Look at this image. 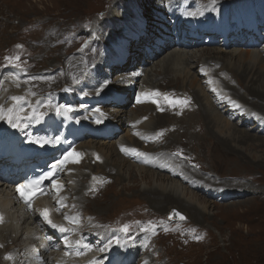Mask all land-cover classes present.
<instances>
[{"label":"rangeland","instance_id":"obj_1","mask_svg":"<svg viewBox=\"0 0 264 264\" xmlns=\"http://www.w3.org/2000/svg\"><path fill=\"white\" fill-rule=\"evenodd\" d=\"M165 1L166 0H148L147 3L145 1L139 4L138 7L150 18L149 15L153 7L157 9L158 5L160 6ZM192 1L200 7L206 6V9H210L211 6H216L213 13H218L228 8L235 0ZM244 1L236 3L235 6L238 7L242 5ZM247 1L250 2V0ZM136 6L137 3L135 4L134 0H0V63L6 61V57H19L22 59L23 64L27 66L25 70H27L28 73H36L37 76H39L25 83L26 86L29 84V86L35 90L34 93L41 94L46 91H55L57 93L69 95L75 90V84L81 73L83 74L87 68L91 67L98 60L103 61L104 58L109 60L111 55L105 50L107 45L106 41L109 39V36L112 35L123 40L120 35L121 28L123 27L119 28L118 26L113 27L111 25L115 24L117 21L122 23V15L124 13L126 14V12L130 14L128 9L135 8ZM163 6L164 4L161 7L163 8ZM244 6L245 5H242V7ZM121 8L122 11H120ZM237 9L239 10L240 8ZM135 14L140 17L142 13L136 11ZM106 25L110 26L109 32L111 33H108V30L104 31ZM95 29L98 31L97 33H95ZM117 32L119 34H115ZM90 40H92V42L87 45V42ZM17 45H21V47H17ZM120 46L121 44L116 47ZM116 47L114 48L115 51L120 49ZM221 48L217 46L208 47L200 45L194 50H218L224 52L236 50L241 53L250 51L253 54L262 56V53L258 50H246L244 48L224 50ZM141 49L140 44L131 45V50L138 56L140 54L138 51ZM172 50L182 51L181 48ZM172 50H163L158 58L155 56L156 59L153 60L154 63L150 62L148 64L145 71V83L154 82V87L175 91L177 94L183 95L180 91V89H182L180 85L174 84L173 88L166 86L165 82L157 81L161 79V77L157 78L160 68L154 66V64L155 62H161L163 59L165 61ZM194 50L193 54L197 56L198 52ZM14 51H16V53H14ZM221 56L222 63L220 66L216 65L217 68L221 67L226 60L230 59L228 55L221 54ZM145 60H147V58H145ZM247 62L249 61L247 60ZM250 63H252V61H250ZM191 64H194V62ZM263 64L260 65L259 68L261 73H264ZM137 66H140V64ZM172 67L176 71L173 76H179L183 66L177 63ZM150 69L152 72L149 73L148 78L147 72L150 71ZM87 79L90 81V85H92L94 80L91 78ZM169 79L172 80V77H169ZM248 80L244 83L237 80L233 81L234 83L227 82V77L225 76L223 81L228 84L225 86L222 85V87L227 91L225 94L230 97L231 101L234 100V102H239L240 105H243V108L255 112L258 116H263L264 118V98L254 97L253 95L247 96L245 93L246 89L251 85ZM256 85L258 86L255 82L253 86ZM78 86H80V84L76 85L77 88ZM188 87L185 85L186 91L190 94L185 102L186 108L183 109L186 110L181 114L182 116H179L178 113L175 117L170 116L177 118L181 122L186 120L183 116L187 113L186 111H193L198 104L195 105L196 99L191 95L194 91V94H197V87L191 90H189ZM198 100H202L200 96L199 98L197 97V101ZM147 107H149L152 112L151 106H146L145 109ZM141 109L140 107L135 110L126 109L127 112L123 118L130 119L134 111L140 113L142 112ZM58 111L60 113L55 112L53 115L54 117L64 112L62 109ZM222 116L224 117V115ZM224 119H226V117H224ZM148 120H150V116H148ZM226 121L230 120L227 118ZM251 121L252 120H249L248 122L251 123ZM205 122V120H197L195 121V125L190 126L187 131L198 128L199 132L202 133L204 130V126L202 125ZM230 123L234 124L235 122L231 121ZM167 124L166 122L165 125ZM117 127L122 132L119 140L126 141L132 138L130 130L126 127H120L119 125H117ZM168 127L169 125L163 129L167 131ZM124 128L127 129V131L123 130ZM239 128L241 131L248 134L254 133L244 126ZM199 132L194 133V135L197 136L200 134ZM223 135L224 134L221 136ZM257 136L259 135L257 134ZM260 136L264 137L262 134H260ZM179 138L178 141H173L169 138L168 141L165 140L166 147L161 144L159 145L160 147L153 149V151H162L166 152L167 155H176V162L177 160L179 162L177 167H182L183 170L185 168L188 175H192L191 179L193 180L195 178L197 180L204 179L202 180L203 182H205V180L209 181L210 184L206 185L213 184V186L211 185L213 189L228 190V188L230 189L236 186L235 182L242 185L245 189L241 190L242 192L238 195L232 194L237 198L229 202H217L198 193L201 199L200 201H205L204 205L206 207V210H204V213L201 215H196L190 210L189 213L181 209V207L180 209L182 211L180 212L176 209L171 210V212H178L189 222V225L193 227L189 232V236L194 234L200 236L196 243L187 244L184 242L185 240L176 242L174 238L163 236L158 228L165 223L160 221L157 217L165 219L167 216L165 213L166 209L174 205L171 204V202H167L161 207L156 205V200L141 194L142 188L149 186V181L143 179L139 175L136 176L134 173L132 178L129 177L128 179L119 181L113 180V183L102 189L98 196L87 197L84 191L81 194V202L79 201L76 203L77 209H79L82 214L84 213V217L86 216L85 219H90L95 227H104L108 230L114 225L121 233L127 234L131 243L134 239L139 240L141 237H145L147 245L143 254L152 255L151 257L147 256L148 260L151 258L150 264H264V147L251 146L250 143L240 144L231 142L229 146L230 150H232L231 154L225 155L224 158L226 160L221 161L218 157L214 158V153L208 150L207 145L201 146L197 138L195 146L188 143V145H184L186 147L181 145L184 143H182V141L186 138L181 134ZM208 138L209 137L206 139L207 141H213L211 138ZM116 141H88L80 144V148H88V150L93 149L96 150L97 153H104L112 150V145H114ZM234 145L236 147H234ZM181 150H183L182 156L179 155ZM211 158L214 160H211ZM82 167V170L80 169L81 167H75V170L83 173L85 165H82ZM69 173L70 172H62L57 179L60 186L58 192L62 193V191L68 189L67 186H65L67 180H70L72 188L76 189V180L71 178ZM122 173L127 176L125 174V168H123ZM247 173H250L255 180L249 181L251 175ZM110 174L114 176L115 172L112 171ZM256 182L258 184H256ZM243 184H245V186ZM251 188L259 190V193L257 190L255 192L249 191ZM244 191L246 192L243 193ZM253 193L257 194L254 195ZM3 195L4 196L0 194L1 199L4 198L10 201V196L7 195V191L5 193L3 192ZM73 198L77 202V197L74 196ZM66 207L68 209L72 208L68 204H66ZM63 209L64 206H61L59 210L52 212V214H56ZM49 213L52 216L51 211H49ZM14 218L16 219L17 217ZM152 218H155V221H153ZM59 219H61L60 222L68 224L63 218ZM18 225L17 221V229ZM27 225L28 223L26 226ZM125 225L129 228L127 232L124 231ZM13 226L15 227L14 224ZM171 227L176 235L181 233L177 238L183 237L187 233L184 225L180 228L174 225H171ZM28 228L32 229L30 227ZM33 229H35V227H33ZM4 233L5 232H3V235H5ZM15 235L14 232L11 234V238H9L7 242L5 241L9 246H11V242ZM28 237L29 236H27V241L24 242L23 247L32 242ZM0 239V243H2V238ZM20 242H23V240H20ZM106 243L107 241L105 244ZM10 252L15 259V252ZM1 254H3V252H0V257ZM26 257L28 256H23V262L21 261V263L24 264L26 262ZM7 262V260L0 258L1 264H6Z\"/></svg>","mask_w":264,"mask_h":264},{"label":"bare ground","instance_id":"obj_2","mask_svg":"<svg viewBox=\"0 0 264 264\" xmlns=\"http://www.w3.org/2000/svg\"><path fill=\"white\" fill-rule=\"evenodd\" d=\"M194 51L198 52L197 56L195 54H193V51L191 53H189V52H184L183 49H182V51L172 50L171 54L168 57H166L165 61L163 59L161 62H155V64H154V66H157L160 68L159 73L157 74V78L161 77L160 80H157L156 78L155 79L159 82H165L166 86L174 88V86H173L174 84L180 85L182 87V89H180V91H182L184 93L186 91L185 85H187V87L189 86L188 87L189 90L197 87V89H198L197 94H194L195 93V91H194L191 95L194 97V99H196L195 105L197 103L198 104H197L196 109H193V111H186L187 113L183 115L186 120L184 121L182 119L184 122H181L177 118L167 117L166 115H153L149 107H147L145 109L146 106L140 107V108H142L141 109L142 112H140V113H136L134 111L132 113L133 115L131 114L132 118H130V119H136V118H140L142 116H147V117L150 116V120H147L144 124L141 125L140 128L142 129V131L143 130H150V129L159 130V129H163L164 127H167L169 125L167 131L164 129L167 132V137L165 139L166 141H168L169 138L173 141H175V140L178 141L180 139L179 135L181 134L183 137L186 138L182 141V143L183 142L184 143L181 145L184 146V145H186V144L188 145V143H190L192 146H195L196 141L198 139L199 144L201 146L207 145L208 150H210L214 153V155H213L214 158L218 157L221 161L226 160L224 158L225 155L231 154L232 150H230V148H229V146L231 145V142L240 143V144H242V143H245V144L248 143L249 144L250 143L251 146L254 145V146H260L263 148L264 147V137H261L260 136L261 133H259V132L264 131V118H259V119L256 118L254 121L256 123V125L252 126L249 129L251 132H254V133L256 132L255 134L254 133L248 134L244 131H241L239 127H241L243 125L240 126V124H241L240 121L242 122L244 118H245L244 121H249V120L253 121V119H252V117H253L252 113L253 112L249 111L248 109L243 108L244 110L241 109L240 110L241 112L239 111L240 113H237V115H236L234 113L236 111H235L234 107L232 106V101L227 99V102H225L224 106L229 107L230 108L229 111H231L233 109L234 112L230 113V114L231 115L234 114V117H236L235 119H238L239 121L234 120V122H235L234 124L230 123L231 121H226V119H224L222 114H220L216 110V108L214 107L213 101H210V99L208 98V95L206 94V90L204 88H202L201 80H199L198 76H197V68L200 69V67H205L208 70L211 78L212 79L215 78L217 80L219 79L222 82V85H224V86L226 84H228V83L223 81V78H225V76L227 77V82H233V81L237 80V81H240L241 83L242 82L244 83L245 81L248 80L249 77H251L248 80L249 83H251V85L248 89H246V91H245L246 95L247 96L253 95L254 97L264 98V73H261V71L259 70L260 65H262L264 63V55L261 56L259 54H253L250 51H245V52L241 53V52H237L236 50H232L231 52H224V51H218V50H207V51L204 50L203 51L202 49L201 50L197 49ZM221 54L228 55L230 57V59L226 60L223 63V65L221 67H219L220 68L219 69L216 67V65L220 66L222 63ZM159 55H161V54H155L156 58H158ZM247 60L249 62H247ZM250 61H252V63H250ZM147 62L149 64L151 62V60L149 59ZM192 62H194V64H191ZM152 63H154V61H152ZM177 63H180L183 66V68H182V70H180L179 76L174 77L173 74L176 71L174 70V68L172 66L176 65ZM199 63H201V64L199 65ZM198 65H199V67H198ZM263 66H264V64H263ZM207 70L204 73H206ZM151 72H152L151 69H150V71L147 72L148 78H149V73H151ZM169 77H172V80L169 79ZM2 82H3L4 86L0 89V105L5 106L6 108H8L9 105L12 106L16 111V112L14 111L13 117L18 118L16 127H13L12 124L8 122L7 124H5L6 128H8L10 131L14 130L13 132H19L21 130L26 129V127L28 125H31L32 129L34 130V133L38 136V134H39L38 128H39L40 120L37 117H35L34 121L32 123L31 122L32 116L29 113H27V111H26L27 104L23 105V102H26V103L29 102V104L32 105L31 99L34 97L38 98L35 96V94H32L35 90L32 89L31 86H29V84H28L25 87H26V89H28L30 91L29 93H25L22 90H18V88H20L21 85H18L14 91V88L11 86L14 83H9L5 79H3ZM255 82H256V84H258V86L257 85L253 86ZM151 83H149L150 86L154 87L155 86L154 82H151ZM246 84H247V82H246ZM204 85L207 86V84L205 82H204ZM166 86H164V87H166ZM78 89L81 90V86H78ZM211 89H213L212 85H211ZM8 95L22 97L23 101L19 105H17L16 102L13 100L6 102L5 98ZM186 95L189 96L190 94L187 93ZM199 96L202 99V100H200L201 102L199 100L197 101V97L199 98ZM36 106H39V104L37 103ZM45 108H46V106H44L43 109H45ZM238 108H240V107H238ZM21 109H23V110H21ZM57 112H59V111H56V113ZM126 112H127L126 108H123V107L114 108L113 110L110 111V118L112 119L113 122H115L116 126L119 125L120 127H126V125L124 124L125 119L123 118L125 116ZM54 113L55 112H53L51 114V116H53ZM240 115H242L241 116L242 119H240V117H239ZM179 116H182V115H179ZM197 120L198 121H202V120L206 121L205 122L206 124L203 123V125H202V126H204L203 132L200 133L198 128L187 131V129L190 126L195 125V121H197ZM166 122L168 123L167 125H165ZM3 131H5V130L3 129ZM197 132H199L200 134H198L197 136L194 135V133H197ZM222 134H224V135L221 136ZM257 134L259 136H257ZM207 137L211 138L213 141H210V142L207 141L206 140ZM0 138H2V139L6 138L4 136V133H2L0 135ZM117 143L118 144L119 143L124 144V145L128 144L126 146H132V147H136V145L139 144L133 138L126 140L125 143L118 139L116 141V143L114 145H112L113 146L112 150L106 151L104 153H97L96 150H93V152H95L97 155H99L102 158L101 164L94 165L92 167H91V164L85 165L84 173H82V172L80 173V172L76 171L75 168H73L72 170L69 171L70 177L74 178V180H76V183H77L76 189H78V190L72 191V192H74V196L77 197L76 203H78L79 201L81 202V199H82L81 194L83 193V190L88 189V186L85 185V181L88 177L94 175V171H96V174L106 175V178L112 179V181L113 180L119 181L122 179L125 180V179H128L129 177L132 178L133 173H134L136 176L139 175L143 179L149 181V186L142 188V190L140 192L141 194H143L144 196H149L151 199L156 200L157 201L156 205H158V206L162 207L167 202H171V204L176 206V207L172 206L170 208H167L165 211L166 214L171 212V210H173V209H176L179 212L182 211L181 209L188 211V212L190 210V211H193L194 214H196V215H201L202 213H204V210H206V207L204 205L205 201H200L201 199L198 196L199 195L198 193L201 192V188L204 185H206V184L203 185L200 183L204 179H201V180L199 179V181H200L199 183H197L196 181H190L191 180L190 178H192V175H188L187 171L183 170V178L178 180L179 181L178 182L175 179L169 178L168 175L160 173L156 170H151V169L143 168V167H140L138 165L132 164L129 161L123 159L117 153V146H118ZM164 146L166 147V145H164ZM184 147H186V146H184ZM234 147H236V146L234 145ZM76 149H77V147H76ZM82 149H84V148H82ZM212 152H209V153H212ZM71 153L72 152L68 151L65 155H63L64 156L63 161H65L66 156L71 157V155H70ZM162 154L167 155L165 152H162ZM179 154H183V150H181V152ZM42 156H44V155H42ZM212 159L213 158H211V160ZM16 162H18V159H16ZM69 162H70V158L66 162L63 163V167L65 169V170L63 169L64 171L69 169V168H67V165H68L67 163H69ZM26 164L28 166H31L30 162H27ZM123 168H125V174L127 176H125L124 173H122ZM57 169H60V167H58ZM181 169H182V167H181ZM64 171H63V173H64ZM112 171L115 172L114 176L112 175L113 177L110 174ZM77 177L79 179V183L77 181ZM186 177L188 179H185ZM248 178H250V177H248ZM241 179H243V178H241ZM254 180L255 179H253L252 175H251V179L249 181H254ZM205 182L207 184H210L209 181L205 180ZM112 183H110V184H112ZM256 184H258V183L256 182ZM52 185H53V188L55 191V195H60L61 193L58 192L60 186L57 182V179L52 182ZM211 185L213 186V184H211ZM211 185H207V186L212 188ZM235 185L236 186H234V188H230V189L228 188L229 191L227 190V192L238 195V194H240V192H242L241 190H245L242 187V185H240L239 183L235 182ZM243 185L245 186V184H243ZM2 186L3 185L0 184V188ZM104 187L105 186L101 183V180H98L96 182L94 188H92L90 191H88L87 197L98 196L99 192L102 191V189ZM1 189H3V188H1ZM1 189H0V194H2V196H4L3 192L5 193L7 190L6 189L1 190ZM262 189H260V190H262ZM256 190L257 189L251 188L249 191L255 192ZM245 192L246 191H244L243 193H245ZM257 192L259 193V190H257ZM200 194H202V193H200ZM256 194H254V195H256ZM7 195L10 196L9 191H7ZM202 195L204 197H206V195H204V194H202ZM202 195H200V196H202ZM64 197H65V195H64ZM202 199H204V198H202ZM64 201L66 202L65 199H64ZM9 203H10V201H7V199H4V198L1 199L0 198V205L7 208ZM65 204H67V203H65ZM59 207H61V206H58V208L53 210L52 212L59 210ZM180 207H181V209H180ZM90 208H91V205H90ZM47 213H48V217H50L51 215H50L49 211ZM191 214H193V213H191ZM20 216L21 215H18L16 217H20ZM6 217H7V223L0 228V238H2V243H0L1 244L0 252H3L5 254L6 252H9V251H15L16 258H15L14 264H23V263H21V261L23 259V256L26 255V250H25L26 247L34 245L35 248H38L39 245L36 244L32 240V242H30L28 245L23 247L24 242L17 244L16 242L19 240V238H17V239H13L11 246H9L6 242L9 240V238H11V234H13L14 232H15V234L17 233V236H18V229H16L13 226L14 221L16 219L11 216V213L9 212V210H6ZM19 220L22 221V227H20V228H23V225L25 224L26 220L24 218H22V219L19 218ZM60 220L61 219L58 218V219H55L53 222L56 224H61L62 227H65L68 225V224H65L63 222H60ZM3 232H5L4 233L5 235H3ZM21 234L23 236L24 235L29 236V235H32V231H31V229H29L26 226L23 228V231L21 232ZM107 244H108V240H107V243L105 245H107ZM29 256L26 257V262L24 264H28ZM8 262L6 264H10Z\"/></svg>","mask_w":264,"mask_h":264},{"label":"snow or ice","instance_id":"obj_3","mask_svg":"<svg viewBox=\"0 0 264 264\" xmlns=\"http://www.w3.org/2000/svg\"><path fill=\"white\" fill-rule=\"evenodd\" d=\"M17 47H21V45H17ZM6 60H9V61H11L12 59H16V60H19V57H15V58H11V57H6L5 58ZM17 67H18V65H17ZM13 101H15L16 102V104L17 105H19L22 101H23V98L22 97H17V96H13L12 98H11ZM153 102H155V101H153ZM21 110H23V109H21ZM13 111V109H8V112L9 113H11ZM0 119H7L8 120V122L9 123H11L12 124V126L13 127H16L17 126V119L18 118H15V117H13V116H11V115H6L5 114V111H4V107L2 106V105H0ZM46 143V142H45ZM72 157H74L76 154H70ZM70 157L69 156H66L65 157V161H62L61 163H64V162H66L68 159H69ZM72 162H78V160H76V159H72ZM49 177L48 176H45V177H43L42 179H48ZM18 191H20V189H18ZM23 196H25V202L27 203V202H29V200L31 199V197H29V196H27L26 194H24L23 192L21 193ZM175 215H180L178 212L177 213H175ZM44 216H45V219L48 221V223L49 224H52V221L50 220V219H48V213H47V211H45L44 212ZM180 218L181 219H184V217L183 216H180ZM52 227H57V225H55V224H52ZM60 231H67V229H64V228H60ZM124 231L125 232H127V231H129V228H128V226L127 225H125V227H124Z\"/></svg>","mask_w":264,"mask_h":264},{"label":"water","instance_id":"obj_4","mask_svg":"<svg viewBox=\"0 0 264 264\" xmlns=\"http://www.w3.org/2000/svg\"><path fill=\"white\" fill-rule=\"evenodd\" d=\"M174 215H175V213H174ZM175 218L181 219L179 215H175Z\"/></svg>","mask_w":264,"mask_h":264}]
</instances>
